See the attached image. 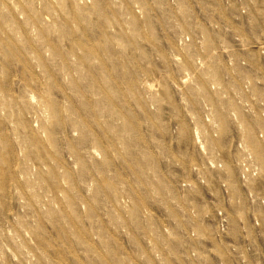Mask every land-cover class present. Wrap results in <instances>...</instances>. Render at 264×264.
<instances>
[{
    "label": "rangeland",
    "instance_id": "rangeland-1",
    "mask_svg": "<svg viewBox=\"0 0 264 264\" xmlns=\"http://www.w3.org/2000/svg\"><path fill=\"white\" fill-rule=\"evenodd\" d=\"M0 264H264V0H0Z\"/></svg>",
    "mask_w": 264,
    "mask_h": 264
}]
</instances>
